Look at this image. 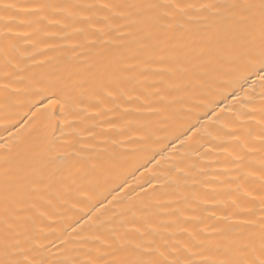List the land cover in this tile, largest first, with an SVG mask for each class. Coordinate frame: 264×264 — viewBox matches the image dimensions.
Listing matches in <instances>:
<instances>
[{
    "label": "bare ground",
    "instance_id": "6f19581e",
    "mask_svg": "<svg viewBox=\"0 0 264 264\" xmlns=\"http://www.w3.org/2000/svg\"><path fill=\"white\" fill-rule=\"evenodd\" d=\"M232 2L0 0V216L7 184L31 256L213 264L259 244L260 21Z\"/></svg>",
    "mask_w": 264,
    "mask_h": 264
},
{
    "label": "snow or ice",
    "instance_id": "6c2138e0",
    "mask_svg": "<svg viewBox=\"0 0 264 264\" xmlns=\"http://www.w3.org/2000/svg\"><path fill=\"white\" fill-rule=\"evenodd\" d=\"M130 7H135V5H130ZM229 7L238 10L239 21L241 23L247 22L256 12L259 13V44L256 45L254 43L253 37V43L250 47L246 48V54L249 57V62L253 65L258 63L260 71L264 73V0H233ZM260 80L264 81V75H260ZM45 100H48V105L44 104ZM67 102L66 99L65 103ZM37 103L47 109L49 106L59 104V101H53L44 96ZM61 111H63V106H61ZM9 191L10 187L6 184L5 209L3 215L0 216V264H71L67 260L47 262L43 258L37 259L21 247L17 237L21 222L25 219L21 214L24 209L16 208L9 210L7 195ZM126 264H145V262L133 259L127 261ZM213 264H264V226L261 229L258 245L250 238L246 243L237 244L229 258L213 262Z\"/></svg>",
    "mask_w": 264,
    "mask_h": 264
}]
</instances>
